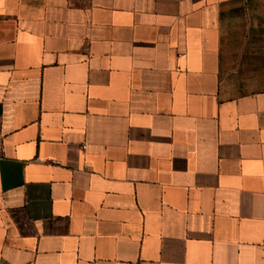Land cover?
<instances>
[{
    "label": "crops",
    "instance_id": "crops-1",
    "mask_svg": "<svg viewBox=\"0 0 264 264\" xmlns=\"http://www.w3.org/2000/svg\"><path fill=\"white\" fill-rule=\"evenodd\" d=\"M0 264H264V0H0Z\"/></svg>",
    "mask_w": 264,
    "mask_h": 264
},
{
    "label": "built area",
    "instance_id": "built-area-1",
    "mask_svg": "<svg viewBox=\"0 0 264 264\" xmlns=\"http://www.w3.org/2000/svg\"><path fill=\"white\" fill-rule=\"evenodd\" d=\"M0 157H1V153H0Z\"/></svg>",
    "mask_w": 264,
    "mask_h": 264
}]
</instances>
